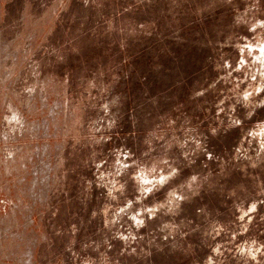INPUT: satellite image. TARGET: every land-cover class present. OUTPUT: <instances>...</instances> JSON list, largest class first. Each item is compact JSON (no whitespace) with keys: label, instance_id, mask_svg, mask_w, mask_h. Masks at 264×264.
Returning a JSON list of instances; mask_svg holds the SVG:
<instances>
[{"label":"rangeland","instance_id":"374dc122","mask_svg":"<svg viewBox=\"0 0 264 264\" xmlns=\"http://www.w3.org/2000/svg\"><path fill=\"white\" fill-rule=\"evenodd\" d=\"M0 264H264V0H0Z\"/></svg>","mask_w":264,"mask_h":264}]
</instances>
